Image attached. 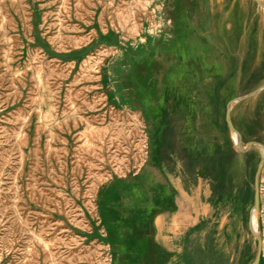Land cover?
Wrapping results in <instances>:
<instances>
[{"label": "rangeland", "instance_id": "374dc122", "mask_svg": "<svg viewBox=\"0 0 264 264\" xmlns=\"http://www.w3.org/2000/svg\"><path fill=\"white\" fill-rule=\"evenodd\" d=\"M263 2L0 0V264H264V132L224 137ZM189 107L213 137H162Z\"/></svg>", "mask_w": 264, "mask_h": 264}, {"label": "crops", "instance_id": "0c3cea01", "mask_svg": "<svg viewBox=\"0 0 264 264\" xmlns=\"http://www.w3.org/2000/svg\"><path fill=\"white\" fill-rule=\"evenodd\" d=\"M258 42L257 48L255 49L256 56H254L255 59L258 58V61H256V67L255 65L249 67L248 64L247 68L246 65V68H244V70H246V74L243 76V81L237 82L235 85L234 96L227 98L225 102V107L226 105L229 107V120L233 129L230 130L228 128L224 119L225 128L230 131V135H228V131H226V133H224V137L231 136L232 141L235 142V145L239 149H243V147L238 143L239 137H251V134H254V131L250 129V126H257L259 128V137L264 132V79L257 84L253 83L246 87L248 79L252 76H255V78L264 77V38H259ZM204 46V54L212 53L214 58L212 60L215 61L212 70L206 68L204 72L200 74V80L206 81L210 80V78H214L213 80L216 82L227 78V61L218 54L219 50L211 49V44L207 43V41ZM257 64L259 65V69L257 70L258 73L255 75L250 74L254 68H257ZM215 95L222 96V93L217 91ZM192 110L194 111L193 107H189L188 110L179 109L177 113L173 114V117H170L168 114L166 115V113L163 112L162 121L164 130L162 137H213L211 129H209V132L207 131L206 123L204 124L205 127L203 128V131L201 128H198L196 119L197 114ZM235 114L238 120H236ZM231 133L233 134L231 135ZM252 208L253 218V213L256 211V208L255 206Z\"/></svg>", "mask_w": 264, "mask_h": 264}, {"label": "water", "instance_id": "95a60500", "mask_svg": "<svg viewBox=\"0 0 264 264\" xmlns=\"http://www.w3.org/2000/svg\"><path fill=\"white\" fill-rule=\"evenodd\" d=\"M264 85V83H263ZM224 119H225V122L228 126V128L231 130L233 129L232 127V124L229 120V107L228 105H226L225 107V110H224ZM251 142H248L246 143L245 146L249 145ZM254 144H257V145H260L258 142H253ZM258 204V189H257V184H256V175H254V183H253V205L254 206H257ZM260 255V246L258 244L257 246V249H256V252H255V256H254V259H253V264H256L257 263V260H258V257Z\"/></svg>", "mask_w": 264, "mask_h": 264}, {"label": "flooded vegetation", "instance_id": "af4514ba", "mask_svg": "<svg viewBox=\"0 0 264 264\" xmlns=\"http://www.w3.org/2000/svg\"><path fill=\"white\" fill-rule=\"evenodd\" d=\"M250 129L254 131L253 132L254 134H251V137H248L247 140H244V137H239V139H238L239 145H240V143H243V146H242L243 149H239L237 146L236 147L239 150H241L242 153H245L246 149H249L250 147L257 145V144H254L253 142H259L260 141L259 128L257 126H255V127L250 126ZM248 142H251V143L249 145L245 146L246 143H248ZM214 193H217V192H214Z\"/></svg>", "mask_w": 264, "mask_h": 264}, {"label": "trees", "instance_id": "16d2710c", "mask_svg": "<svg viewBox=\"0 0 264 264\" xmlns=\"http://www.w3.org/2000/svg\"><path fill=\"white\" fill-rule=\"evenodd\" d=\"M209 160H211V158H209ZM221 161H222V160H221ZM210 162H211V161H210ZM222 162H223V161H222ZM218 171H219V170H218ZM216 173H217V171H216V172H215V171L213 172L212 169H210V167H209L208 169H206V174H207V175H210V177H211V176H212V177L215 176ZM213 178H214V177H213ZM219 190H220V189H219Z\"/></svg>", "mask_w": 264, "mask_h": 264}, {"label": "bare ground", "instance_id": "6f19581e", "mask_svg": "<svg viewBox=\"0 0 264 264\" xmlns=\"http://www.w3.org/2000/svg\"><path fill=\"white\" fill-rule=\"evenodd\" d=\"M263 4H264V2H263ZM255 215H256V211L253 213V218L255 219Z\"/></svg>", "mask_w": 264, "mask_h": 264}]
</instances>
